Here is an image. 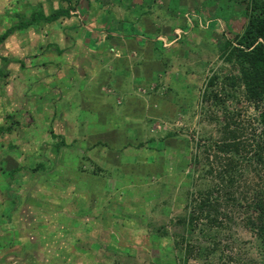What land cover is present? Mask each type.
<instances>
[{"label":"rangeland","instance_id":"rangeland-1","mask_svg":"<svg viewBox=\"0 0 264 264\" xmlns=\"http://www.w3.org/2000/svg\"><path fill=\"white\" fill-rule=\"evenodd\" d=\"M16 1L0 0V33L16 22L13 8L21 12L27 5ZM221 3L174 0V26H163L153 37L162 42L161 62L141 64L150 67L154 80L136 88L147 100L138 129L124 142L119 137L113 149L91 152L104 157L108 172L102 176H93L98 171L91 172L84 150L75 149L81 167L92 173L88 178L72 176L69 167L58 164L57 138H51V132L57 136V85L47 79L57 77L61 65L58 54L46 55L48 28L15 33L0 45V125L19 124L11 134L0 133V264H155L165 255L167 264H260L249 227L257 214L254 203L264 201V168L256 166L252 146L258 112L235 89L217 106L201 98L210 76L233 72L219 58L222 35L232 39L243 28L242 20L223 22ZM80 17L87 21L82 11ZM77 35L82 43L90 41L82 32ZM78 67H62V84L68 87L75 79L73 98L93 87L78 78ZM78 112L86 121L82 129L100 124L88 112ZM225 130L237 132L234 141L243 146L238 156L221 152ZM170 131L174 135L166 137ZM228 160L237 166L230 173ZM37 163L44 168L33 170ZM230 174L235 177L229 183ZM190 192L195 199L208 192L220 215L214 225L199 221L190 253L183 256V244L168 222L183 214ZM154 224H167L170 234L156 236Z\"/></svg>","mask_w":264,"mask_h":264},{"label":"crops","instance_id":"crops-1","mask_svg":"<svg viewBox=\"0 0 264 264\" xmlns=\"http://www.w3.org/2000/svg\"><path fill=\"white\" fill-rule=\"evenodd\" d=\"M20 1H27V5L22 7L27 11H31L30 4L33 6L40 4L45 14L59 7V0H17L16 2ZM29 1L36 2L33 4ZM79 1L78 7L71 13L69 19H59L50 24L42 23L37 28L41 26L48 28L49 35L45 41V47L48 49L46 55L58 54L57 60L60 63L57 62V66L61 65L57 77H53V80L47 79L57 85V141L63 138L66 144V147L57 150V161L62 163L58 164L69 167L72 176L84 175L88 178L91 172L94 174L98 171L93 176H102L108 172L107 169L105 170L103 155L99 154L97 158L91 152L99 147L113 149L112 145L119 142V137L124 142L126 136L130 137L138 129L140 110L147 100L137 92L136 88L154 80L152 72L149 73L150 67L144 68L141 64L143 60L149 63L161 62V49L158 47L160 45L158 42L154 43L156 40L153 37L159 34L163 26L166 29L174 26L172 11L174 0ZM80 11L87 21L84 22L81 17L79 18ZM99 18L102 20L111 18V21L109 23L108 20L105 24ZM77 32H82L86 38H90V41L86 43L84 39L82 43ZM61 49L66 51L62 52ZM46 55H41V58L48 59ZM70 65L79 66L81 72L78 78L93 85L91 89L84 87L79 96L74 98L70 89L75 79L68 87H66L67 83L62 84L64 79L62 67L66 68ZM143 68L148 72L146 80L142 78L145 76L141 73ZM54 88L55 86L51 90ZM48 93L45 92L46 95ZM64 99L67 107L64 106ZM78 111L88 112L91 121L98 118L100 124L82 129L86 121L79 118ZM75 149L87 153L86 158L83 157L85 160H90V169L94 171L90 172L81 167L83 164L81 154ZM88 154H91L90 158L87 157ZM117 184L118 181L114 187L119 186Z\"/></svg>","mask_w":264,"mask_h":264},{"label":"trees","instance_id":"trees-1","mask_svg":"<svg viewBox=\"0 0 264 264\" xmlns=\"http://www.w3.org/2000/svg\"><path fill=\"white\" fill-rule=\"evenodd\" d=\"M79 2V0H59V7L52 9L49 14L44 13L40 4L35 6L28 4L31 6V11L23 10L19 12V10H12L13 19L16 22L9 25V27L0 33V45L15 33H21L30 28H37L42 23L50 24L59 19H69L72 15L71 13L78 7ZM243 3V0L241 2L240 0H225V3L222 0V3L218 6L219 11H221L220 13L218 12V16L223 19V22L227 26L233 20H242L243 23V28L240 33L232 39L225 38L222 35L219 43V58L221 61L229 64L233 72L236 73L233 74L232 72L222 77L218 73H214L206 80L201 98L204 101L210 100L213 105L217 106L224 101L221 97L222 95L232 97L233 89H235L246 102L253 105L254 109L258 112L257 118H255L257 128H254V131L257 132L258 130V132L256 140L252 145L254 149L253 159L257 167L264 168V0H245V6H243ZM216 11L217 8L215 9ZM158 43L162 44V42ZM160 53L162 55L163 51H160ZM1 60L5 61L4 58ZM217 86H219V92L215 89ZM9 119H12V117H9ZM18 127V122L9 120L5 125H0V133L10 134ZM173 135L174 133L170 131L166 134V137H172ZM51 138L56 139L57 136L51 132ZM228 140H231V142H227ZM234 140H237V132L225 130L223 142L226 141L227 143L224 142L222 144L221 152L238 156L243 146H241L240 142H235ZM65 145L63 138H60L55 143L57 150L61 147H66ZM230 164L228 173L235 171L237 167L233 160H228L227 166ZM35 168L33 170H42L44 165L37 163ZM8 177L12 179L14 172L10 171ZM232 177L235 176L230 174L228 179L229 183L233 181L234 178ZM189 198H187L186 204L184 205L183 214L178 216L175 221L168 222L169 225L175 226L176 232L173 233L174 238L183 244L185 249L182 251L183 256L190 253V238L196 230H199L197 228L199 221L203 218L214 225L216 224V216L220 215L217 204H214L208 192L203 196L200 193L198 199H195L194 194L190 192ZM254 204L257 214L256 218L249 223V227L253 232L258 254L261 257L260 264H264V201L259 200ZM150 226L152 227V233H155L156 236L163 235L167 237L170 234L167 230V224H160L158 227L155 224ZM175 243L178 242L175 241ZM179 246L175 244V247L178 248ZM165 256V260L159 258L157 261L155 259L154 263L157 261L155 264H167L166 259L169 256ZM173 263L175 264L176 261H171L170 264Z\"/></svg>","mask_w":264,"mask_h":264},{"label":"built area","instance_id":"built-area-1","mask_svg":"<svg viewBox=\"0 0 264 264\" xmlns=\"http://www.w3.org/2000/svg\"><path fill=\"white\" fill-rule=\"evenodd\" d=\"M187 22H188V24H189L190 26H192V25H191V20H189V18L187 19ZM176 33H178V32L176 31Z\"/></svg>","mask_w":264,"mask_h":264}]
</instances>
